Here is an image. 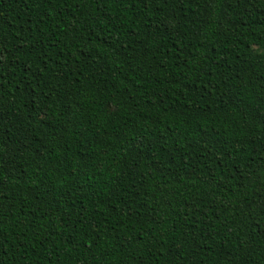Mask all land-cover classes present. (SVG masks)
<instances>
[{
    "label": "trees",
    "instance_id": "obj_1",
    "mask_svg": "<svg viewBox=\"0 0 264 264\" xmlns=\"http://www.w3.org/2000/svg\"><path fill=\"white\" fill-rule=\"evenodd\" d=\"M0 264H264V0H0Z\"/></svg>",
    "mask_w": 264,
    "mask_h": 264
}]
</instances>
